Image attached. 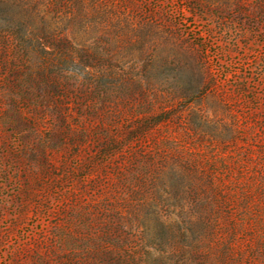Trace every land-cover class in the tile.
<instances>
[{
  "label": "rangeland",
  "instance_id": "rangeland-1",
  "mask_svg": "<svg viewBox=\"0 0 264 264\" xmlns=\"http://www.w3.org/2000/svg\"><path fill=\"white\" fill-rule=\"evenodd\" d=\"M0 264H264V0H0Z\"/></svg>",
  "mask_w": 264,
  "mask_h": 264
}]
</instances>
